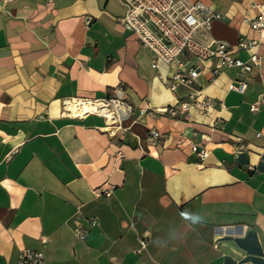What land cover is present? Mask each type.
I'll use <instances>...</instances> for the list:
<instances>
[{"label":"crops","instance_id":"crops-1","mask_svg":"<svg viewBox=\"0 0 264 264\" xmlns=\"http://www.w3.org/2000/svg\"><path fill=\"white\" fill-rule=\"evenodd\" d=\"M201 1L220 14L203 39L226 41L241 59L239 37L257 39L260 62L244 76L190 56L194 85L171 90L174 65L151 66L154 53L119 22L118 0H0V264H21L23 248L42 249L45 264H264V102L249 108L264 92V31L245 20L264 0ZM243 77V93L227 89ZM116 86L133 106L126 129L62 113L63 97ZM192 89L214 100L206 115L138 116ZM192 143L208 149L201 163Z\"/></svg>","mask_w":264,"mask_h":264},{"label":"built area","instance_id":"built-area-1","mask_svg":"<svg viewBox=\"0 0 264 264\" xmlns=\"http://www.w3.org/2000/svg\"><path fill=\"white\" fill-rule=\"evenodd\" d=\"M124 7V13L119 18L122 26L135 33L137 40L143 46L154 53L151 62L153 68L158 67V61L174 65L171 73L165 77L166 86L173 90L178 85L191 87L194 85L198 74L197 66L183 67L190 56L199 60L216 59L223 69L236 68L238 73L246 76L252 68L260 62V56L256 51H250L258 44V40L240 36L237 48L249 51L246 59L235 57L229 44L220 39H203L208 32L212 21L219 18L220 14L201 0H118ZM252 6L257 10L256 16L246 18L252 28L264 31V2H253ZM87 18L86 23H89ZM212 77H216L220 70L213 68ZM247 88L245 77L232 79L227 89L243 93ZM121 87L116 86L111 94L103 97L66 96L61 99L62 113L65 115L82 116L87 113H95L104 116L106 128L110 134L126 129L122 126V119L133 113V106L121 96ZM264 102V92L249 106L251 111L258 109L259 103ZM71 106L77 107L74 111ZM84 106L87 108L81 109ZM214 106V100L202 96L201 90L192 89L184 98L178 99L175 105L155 108L146 104L138 108V116L155 114H176L178 107L188 112L190 107L196 108L202 115ZM161 133L156 128H149L147 138L151 144L160 141ZM191 150L195 154L198 163H201L208 154L206 147H197L191 144ZM105 195L111 190L103 188ZM89 223L94 225L95 216L89 217ZM74 234L83 239L87 229L80 223L75 222ZM146 246V239L139 237V249ZM21 264H45L42 249L23 248L19 255Z\"/></svg>","mask_w":264,"mask_h":264},{"label":"bare ground","instance_id":"bare-ground-1","mask_svg":"<svg viewBox=\"0 0 264 264\" xmlns=\"http://www.w3.org/2000/svg\"><path fill=\"white\" fill-rule=\"evenodd\" d=\"M71 108H72L74 111H79V109H77V107H73V106H71ZM84 108H87V106H84V107L81 108V109H84Z\"/></svg>","mask_w":264,"mask_h":264},{"label":"clouds","instance_id":"clouds-1","mask_svg":"<svg viewBox=\"0 0 264 264\" xmlns=\"http://www.w3.org/2000/svg\"><path fill=\"white\" fill-rule=\"evenodd\" d=\"M196 218H194V220H195Z\"/></svg>","mask_w":264,"mask_h":264}]
</instances>
